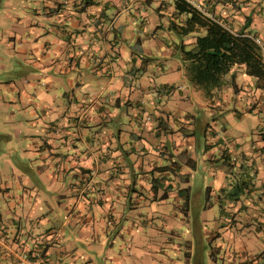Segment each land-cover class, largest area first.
I'll use <instances>...</instances> for the list:
<instances>
[{"label": "crops", "instance_id": "obj_1", "mask_svg": "<svg viewBox=\"0 0 264 264\" xmlns=\"http://www.w3.org/2000/svg\"><path fill=\"white\" fill-rule=\"evenodd\" d=\"M37 1L40 20L3 38L30 66L1 85L0 264H191V246L182 260L170 242L198 203L199 170L202 207L214 196L264 225V87L243 65L207 99L177 52L194 35L175 32L185 15L171 0ZM193 3L264 51V0ZM251 168L250 190L230 201ZM216 248L253 264L244 245Z\"/></svg>", "mask_w": 264, "mask_h": 264}, {"label": "rangeland", "instance_id": "obj_2", "mask_svg": "<svg viewBox=\"0 0 264 264\" xmlns=\"http://www.w3.org/2000/svg\"><path fill=\"white\" fill-rule=\"evenodd\" d=\"M36 4L41 7L42 2L37 0H0V97L8 95L6 89L1 87V85H5L11 77H14L15 69L27 71L30 66L26 62L24 63L23 54L16 51L18 46L16 45L15 49L7 46V43L3 42V38L7 34L9 36L16 34L25 22L40 20L39 17L37 19L34 18L33 7ZM202 34L204 33L199 35ZM193 35V39H195V34ZM183 36L186 35L181 37ZM175 41L177 42V40ZM177 44H180V38ZM181 44L177 50L179 55H181ZM190 46V44L185 45L186 49ZM179 55L178 59L180 60ZM25 57L27 59L26 55ZM175 59L178 61L177 56ZM19 62H21L23 67ZM197 175L198 177L193 180L191 193L192 197L198 200V203L192 202L189 215L181 214L177 218V221L180 222L183 219L185 222L179 228L178 224L173 226L174 235L170 242H174L182 249V260L185 258L188 247L191 246L193 256L191 264H214V262L226 264V260L222 259L224 248H216L219 242L222 241L230 244L236 243L237 246L244 245L253 254V264H264V225L258 228L253 219L248 221L249 217L236 216L235 212L231 214L230 209H228L229 213L222 212L223 209H221L218 202L216 203L214 196L210 198L208 205L202 207L201 201L203 202L202 199L204 198L202 196H204L205 190L202 188L201 182L203 178L201 170L197 172ZM208 178L210 179V177ZM225 195H228V191H226ZM169 206H172V204ZM155 224L158 225L159 221L156 220ZM230 231H233L235 235H229ZM170 243L166 245L168 248H171ZM170 256L172 261L176 259L175 254Z\"/></svg>", "mask_w": 264, "mask_h": 264}, {"label": "trees", "instance_id": "obj_3", "mask_svg": "<svg viewBox=\"0 0 264 264\" xmlns=\"http://www.w3.org/2000/svg\"><path fill=\"white\" fill-rule=\"evenodd\" d=\"M171 1L175 13L186 16L183 23L173 25L175 32L179 36L195 34L189 48L181 45V60L188 80L205 98H213L225 86L231 69L239 65H243L245 73L264 87V51L254 36L243 29L233 30L225 19L215 14L213 8L197 6L188 0ZM93 2L85 0L83 6ZM253 175L252 168L246 173L244 171L228 190L227 198L236 201L238 195L248 192ZM261 226L262 222L256 223V227Z\"/></svg>", "mask_w": 264, "mask_h": 264}, {"label": "built area", "instance_id": "obj_4", "mask_svg": "<svg viewBox=\"0 0 264 264\" xmlns=\"http://www.w3.org/2000/svg\"><path fill=\"white\" fill-rule=\"evenodd\" d=\"M188 1H190V2H192V3H193V0H188Z\"/></svg>", "mask_w": 264, "mask_h": 264}]
</instances>
